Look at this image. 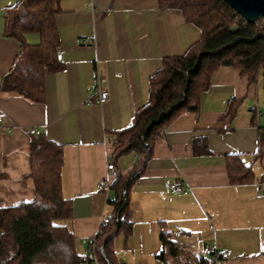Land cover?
<instances>
[{"label":"crops","instance_id":"0c3cea01","mask_svg":"<svg viewBox=\"0 0 264 264\" xmlns=\"http://www.w3.org/2000/svg\"><path fill=\"white\" fill-rule=\"evenodd\" d=\"M17 1L0 0V205L35 198L27 175L31 134L39 131L64 147L63 193L71 198L69 224L84 254L88 239L112 211L98 182L108 174L115 131L129 126L148 102L150 78L164 58L184 53L201 30L181 9L162 7L159 0H58L64 67L46 73L44 100L35 101L1 90L20 48L5 35L7 9ZM27 41L37 43L39 35L29 33ZM98 68L109 91L103 104L95 99ZM231 102L233 116L227 114ZM253 104L264 112V81L250 82L240 69L224 65L202 93L200 110L181 113L161 132L131 191L133 228L124 251L114 248L119 264H166L157 256L163 232L192 246L171 256L170 264H264V144L258 152L264 115L253 112ZM197 138L206 139L209 152H195ZM227 155L249 167L248 181H231ZM135 160L129 153L114 163L127 174ZM168 180L183 181L182 190L169 188ZM206 245L232 254L204 255ZM200 257L205 263H198Z\"/></svg>","mask_w":264,"mask_h":264},{"label":"trees","instance_id":"16d2710c","mask_svg":"<svg viewBox=\"0 0 264 264\" xmlns=\"http://www.w3.org/2000/svg\"><path fill=\"white\" fill-rule=\"evenodd\" d=\"M58 0H18L7 9L5 35L20 43L9 71L2 77L1 90L43 101L45 75L64 67L59 58L60 43L56 14ZM162 7L179 8L201 36L179 55L165 57L161 68L150 78L149 100L135 113L132 123L114 133L113 159L134 153V167L114 179L108 197L112 211L101 223L97 240L99 264H119L114 239L132 232L130 195L152 158L153 145L161 132L185 111H199L201 96L213 74L224 65L240 69L250 82L264 81V20L246 21L225 0H159ZM39 35V42L27 41V34ZM234 102L227 114H235ZM264 144V129L259 151ZM196 153L209 152L205 138L194 141ZM35 198L15 206L0 205V264H85L93 262L80 253L69 220L72 201L63 193L61 168L64 147L41 133H32L29 142ZM231 181L243 183L252 173L236 155H227ZM163 249L157 255L170 264L171 256L182 250L178 239L161 234ZM200 257L198 263H205Z\"/></svg>","mask_w":264,"mask_h":264},{"label":"built area","instance_id":"2783aa9c","mask_svg":"<svg viewBox=\"0 0 264 264\" xmlns=\"http://www.w3.org/2000/svg\"><path fill=\"white\" fill-rule=\"evenodd\" d=\"M264 20V19H263ZM85 43V42H84ZM96 82L98 84V90H97V96L96 100L99 103H105L109 99V91L107 88L102 86V81H101V70L98 68L96 72ZM251 110L255 112L258 116L264 115V112L259 109L257 104H253L251 106ZM4 119L0 117V125H3ZM39 133V131H37ZM119 175V170L116 168L113 155L109 156V161H108V174L106 177L102 178L98 182V188L99 190H102L108 194V197H110V187L113 183V180ZM166 185L171 188L172 190L175 191H180L183 188V181L177 180H168L166 182ZM102 233V230L100 229L99 232L90 237L87 241V248L84 250V254L88 255L90 259L93 260V262H96L99 264L98 261V255H97V240L98 236ZM180 248L185 251H189L192 249V246L190 244H183L181 243ZM202 253L204 255L210 256L214 255L217 258L225 259L231 256L232 252L227 250V251H215L210 245H206L202 249Z\"/></svg>","mask_w":264,"mask_h":264},{"label":"water","instance_id":"95a60500","mask_svg":"<svg viewBox=\"0 0 264 264\" xmlns=\"http://www.w3.org/2000/svg\"><path fill=\"white\" fill-rule=\"evenodd\" d=\"M246 21L264 19V0H225Z\"/></svg>","mask_w":264,"mask_h":264},{"label":"rangeland","instance_id":"374dc122","mask_svg":"<svg viewBox=\"0 0 264 264\" xmlns=\"http://www.w3.org/2000/svg\"><path fill=\"white\" fill-rule=\"evenodd\" d=\"M129 237V236H128ZM127 239V237H126V235H125V233H124V231L123 232H121L119 235H117L116 237H115V239H114V248L115 249H119L120 248V250L122 251V249H123V251H124V249H125V247L123 246L124 245V241ZM131 240V239H130ZM135 240L134 239H132V243L134 242ZM122 251V252H123Z\"/></svg>","mask_w":264,"mask_h":264}]
</instances>
